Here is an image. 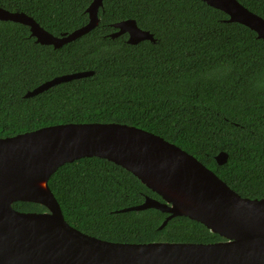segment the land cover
Returning a JSON list of instances; mask_svg holds the SVG:
<instances>
[{
	"label": "trees",
	"instance_id": "1",
	"mask_svg": "<svg viewBox=\"0 0 264 264\" xmlns=\"http://www.w3.org/2000/svg\"><path fill=\"white\" fill-rule=\"evenodd\" d=\"M94 0H0L54 36L89 22ZM264 18V0H238ZM97 28L60 49L41 45L26 25L0 21V138L69 123H119L177 145L244 198H264V40L204 0H104ZM135 20L156 42L110 37L114 24ZM232 66L223 78L213 75ZM94 75L26 98L56 77ZM228 154L220 166L216 157ZM49 186L65 219L81 232L116 243H216L203 224L157 209L123 212L147 197L161 200L136 176L102 158L59 168ZM21 212L44 206L17 202Z\"/></svg>",
	"mask_w": 264,
	"mask_h": 264
},
{
	"label": "water",
	"instance_id": "2",
	"mask_svg": "<svg viewBox=\"0 0 264 264\" xmlns=\"http://www.w3.org/2000/svg\"><path fill=\"white\" fill-rule=\"evenodd\" d=\"M264 40V18L238 0H204ZM104 0L88 7L89 22L57 37L24 12L0 7V21L30 28L41 45L60 49L100 24ZM116 39L156 42L129 19L113 25ZM94 75L78 72L56 77L26 94L37 96L56 85ZM102 158L136 176L161 200L147 197L123 212L157 209L199 222L224 238L216 243H116L89 236L67 222L50 178L68 163ZM228 154L221 152L222 166ZM17 202L44 206L45 212H21ZM0 264H264V198H244L195 156L147 130L119 123H69L0 138Z\"/></svg>",
	"mask_w": 264,
	"mask_h": 264
},
{
	"label": "clouds",
	"instance_id": "3",
	"mask_svg": "<svg viewBox=\"0 0 264 264\" xmlns=\"http://www.w3.org/2000/svg\"><path fill=\"white\" fill-rule=\"evenodd\" d=\"M232 71V66L228 65H221L219 68L216 69L214 76L217 78H223L227 76ZM257 91H264V75L256 77L252 81L251 85Z\"/></svg>",
	"mask_w": 264,
	"mask_h": 264
}]
</instances>
